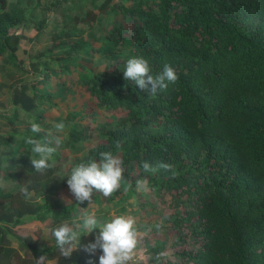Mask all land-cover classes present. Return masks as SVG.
Masks as SVG:
<instances>
[{"label": "trees", "instance_id": "1", "mask_svg": "<svg viewBox=\"0 0 264 264\" xmlns=\"http://www.w3.org/2000/svg\"><path fill=\"white\" fill-rule=\"evenodd\" d=\"M65 2L50 0L40 6L41 13L54 12ZM71 5L83 13L73 16L71 27L55 30L47 51L58 48L57 65L66 73H71L74 66L66 64L75 56L106 59L103 69L82 73V85L98 109L123 114L102 123V141L74 157L68 171L98 162L101 153L110 152L122 161L121 180L128 182V192L138 180H147L156 194L170 195L173 213L165 220L174 242L183 243L187 236L194 248L176 250L178 261L163 262L157 258L160 249L151 247L150 264H264V0H72ZM36 6H31V13ZM27 9L22 0H0L3 63H8L7 54H13L23 34L12 30L30 21ZM45 15L35 22L36 33L46 28ZM102 15H112L113 25L102 27L96 37L87 31L88 38H82L79 26L100 25ZM118 15L120 24L115 26ZM137 57L149 62L153 76L171 65L177 81L154 96L143 92L123 77L127 60ZM77 62L92 64L85 59ZM42 66L48 70L45 62ZM75 66L85 70L82 64ZM46 73L37 84L50 83ZM10 92V105L16 109L8 120L17 123V110L26 118L23 131L0 133V148L15 159L4 166L0 159V178L15 181L10 190H0V262L36 264L44 255L45 264H99V256L80 249L71 257L60 256L56 242L38 245L19 237L17 247L2 243L7 233L2 224L45 221L53 229L62 221L71 224L76 211L86 208V203L46 201L54 191L49 180L57 150L43 174L31 165L30 159L37 156L26 138L49 140L31 131L33 122L46 126L39 120L40 111L27 119L38 105L52 106L56 93L40 92L26 83ZM80 138L76 133L74 140ZM144 161L154 168L166 163L171 169L145 171ZM25 187L29 193L41 192L43 201L23 195Z\"/></svg>", "mask_w": 264, "mask_h": 264}, {"label": "rangeland", "instance_id": "2", "mask_svg": "<svg viewBox=\"0 0 264 264\" xmlns=\"http://www.w3.org/2000/svg\"><path fill=\"white\" fill-rule=\"evenodd\" d=\"M24 5L28 7L27 13L30 19L29 23L22 24L20 27L13 29V32L23 33L18 41L17 48L13 54H7L8 63H3L0 58V133L5 134L10 132L13 128L19 132L24 130L26 118L25 113L22 110H17L16 114L17 123H12L8 118L12 115L13 110L16 109L10 105L9 96L10 91L15 92L20 89L23 83H26L29 87L34 86L37 91L43 92L44 90L52 93H56L53 98L52 106L49 104L38 105L36 113L32 112L27 119L31 121L32 116L37 115L40 111L42 118L39 120L46 126L41 127L43 129L42 135L47 140L52 141L53 147L59 153L58 161L54 163L55 170L51 176L49 183L53 187L54 191L48 195L46 201L48 203H58L60 205H66L64 199H71L72 203L78 204L74 197L71 196L67 185L68 175L71 172L68 171V167L71 165L74 157H79L85 153V151L102 141L100 133V126L102 123L109 122L112 117H117L123 114L121 111H102L95 106L94 98L89 96L82 85L84 74H87V69L91 71H97L104 68L107 62L104 58L97 56H85L84 54L75 56L70 62H67V66L70 67L71 73L62 72L58 66V60H60L61 54L58 53V48H51V51H47L48 46L51 43L50 36L56 33L55 30L61 26L71 27L72 18L75 14L83 13L82 8L72 9L71 1L66 2L56 11H49L44 9L46 19V28L36 33L35 22L41 18V7L47 4L50 0H22ZM37 5L34 12L31 13L32 5ZM41 6V7H40ZM87 6V5H86ZM49 11V12H48ZM96 18H99L98 12L94 11ZM115 18V16H113ZM114 25L120 24L117 19H120L118 15L115 18ZM34 22V23H33ZM121 25L124 22L120 20ZM135 20H132L131 25L135 24ZM57 23V26L55 24ZM91 24L89 23L88 26ZM112 24V15H102L100 25L92 23L91 27H85L86 25H80L82 28V38H88L87 31H90L94 36H98L102 27ZM78 27V26H77ZM78 27V28H79ZM112 26H110L111 28ZM109 28V26H108ZM60 38H63L62 36ZM90 39V38H89ZM72 41V40H71ZM86 60L92 64L83 65L84 71L80 68L81 65L78 60ZM88 59V60H87ZM43 62L47 64L48 70L44 69ZM79 70V71H78ZM49 72L50 83L46 85H39L37 81L42 77L43 72ZM60 71V72H59ZM46 73V74H47ZM16 84L15 86H13ZM13 86V87H12ZM31 93V90L28 91ZM37 102V99H36ZM43 120V121H42ZM63 122L65 128L63 131L58 132L54 125ZM49 133H51L49 135ZM77 135L82 136L78 141L74 140ZM60 138V143H55V137ZM1 165H7L15 161L13 156H8V152L0 148ZM63 177V178H61ZM120 181V186L109 197H104L100 192H94L93 201L91 204L85 201L86 208H80V211L72 213L74 221L72 223H82L81 217L85 214H95L98 221V226L110 222L117 216L132 217L135 220L134 227L140 234L135 256L128 264H150L147 260L151 254V247L160 249L159 257L161 261H178L175 254L179 249L194 248L191 243V239L184 238V242L175 244V235L172 230L169 229L170 223L166 221V215L173 213L174 201L168 194H156L147 187V190H137V184L133 191L128 192L129 188L127 183ZM15 186L13 179L3 180L0 178V190H10ZM30 199L35 201H43L41 192L33 194L30 192ZM182 210V206H179ZM64 223H70L68 221H62L55 225L54 228H58ZM6 236L3 240V244L17 247V239L19 237L31 238L39 245L52 246L55 242L54 237L51 234V230L48 226V222H34L30 220H24L22 224L11 226L5 225ZM86 231L81 230V244H86L93 240L95 235L98 234V229H94L92 233L87 234ZM102 251L96 252L97 256H100ZM48 264L51 261L47 262ZM0 264H7L6 260H1Z\"/></svg>", "mask_w": 264, "mask_h": 264}, {"label": "clouds", "instance_id": "3", "mask_svg": "<svg viewBox=\"0 0 264 264\" xmlns=\"http://www.w3.org/2000/svg\"><path fill=\"white\" fill-rule=\"evenodd\" d=\"M123 77L126 81H133L143 92L153 96L159 90H165L169 83H174L178 79L175 69L169 64H165L162 72L153 76L149 62L142 57L127 60ZM54 127L60 132L64 130L65 124L60 122ZM31 131L40 133L43 129L39 124L33 122L31 123ZM54 139L56 144L60 143L58 136ZM26 143L32 145V152L37 156V158L30 159L32 168L41 174L50 169L49 160L56 151L54 147L50 146L52 141L41 142L38 139L26 138ZM100 157L98 162L93 160L87 164L81 163L75 166L72 168L71 174L68 175L69 192L78 204H83L85 201L91 204L94 192H100L104 197H109L120 186L124 171L121 166L122 161L110 152H103ZM142 167L145 171L153 172L158 169L165 171L171 169V165L166 163H160L154 168L147 161L142 163ZM137 190H147V180H138ZM21 191L26 197L31 195L26 187L22 188ZM62 199L68 205L72 204L71 199ZM80 219L82 223H64L51 230L60 256L71 257L73 251L80 249L90 256H94L98 250L102 251L99 256V264H128L134 259L140 238L139 232L134 227V218L117 216L110 222L99 226L95 214H85ZM94 229H99L98 234L93 240L82 245L80 242L81 230L90 234ZM160 255L162 254H158L157 258ZM46 259L44 255H41L36 259V264H45Z\"/></svg>", "mask_w": 264, "mask_h": 264}]
</instances>
